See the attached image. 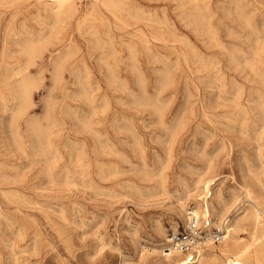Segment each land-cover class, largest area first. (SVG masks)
<instances>
[{"label": "rangeland", "instance_id": "obj_1", "mask_svg": "<svg viewBox=\"0 0 264 264\" xmlns=\"http://www.w3.org/2000/svg\"><path fill=\"white\" fill-rule=\"evenodd\" d=\"M17 1H0V264H157L141 249L160 244L157 221L167 229L185 222L174 210L184 184L209 174L231 197L243 157L264 170V0H125L121 18L77 0L78 11L56 25L45 0ZM26 39L38 42L34 58L22 51ZM24 74L34 80L32 104L13 121ZM30 120L47 131L43 152Z\"/></svg>", "mask_w": 264, "mask_h": 264}, {"label": "bare ground", "instance_id": "obj_2", "mask_svg": "<svg viewBox=\"0 0 264 264\" xmlns=\"http://www.w3.org/2000/svg\"><path fill=\"white\" fill-rule=\"evenodd\" d=\"M1 1V0H0ZM5 1V0H4ZM8 1V0H7ZM10 1V0H9ZM23 1V0H22ZM125 0H95L96 4L97 5H101L103 6L106 10H108L109 12H111L116 18H121V15L122 13L126 12V8H125ZM188 2H198V0H186ZM224 1V0H223ZM234 1V0H233ZM13 2V1H12ZM11 2V3H12ZM16 2H18L16 0ZM10 3V4H11ZM15 3V2H14ZM186 3V2H185ZM255 3V2H253ZM42 4H44V10L45 12H47V14L49 15V18L50 20H54V23L55 25L58 24V23H61L65 20L66 17L70 16V15H73L75 14L77 11H78V8H77V0H49V1H42ZM237 4V3H236ZM79 5V4H78ZM187 5V4H186ZM249 5V4H248ZM255 5V4H254ZM33 6V5H32ZM256 6V5H255ZM196 7L198 8V5L196 4ZM195 7V8H196ZM182 8V7H181ZM188 8V7H187ZM237 8V6H236ZM247 8V7H246ZM256 8V7H255ZM228 9V8H227ZM226 9V11H227ZM25 10V9H24ZM41 10V9H40ZM39 10V11H40ZM155 10V9H154ZM189 10V9H188ZM225 10V9H224ZM238 10V8H237ZM26 11V10H25ZM195 11V10H194ZM193 11V12H194ZM200 10H198L199 12ZM225 11V12H226ZM13 12V11H12ZM163 12V10H162ZM192 12V11H191ZM197 12V11H196ZM195 12V14H196ZM235 12V11H234ZM233 12V13H234ZM87 13V11H86ZM148 13V12H147ZM186 13V12H185ZM252 13V12H251ZM249 14V13H248ZM15 15V14H14ZM192 15V14H191ZM230 15V14H229ZM1 16V15H0ZM14 17V16H13ZM16 17V16H15ZM14 17V19H15ZM89 17V16H88ZM131 18V16H129ZM44 18V17H43ZM198 18V17H197ZM205 18V17H204ZM208 18V17H207ZM33 19V18H32ZM35 19V18H34ZM132 19V18H131ZM196 19V18H195ZM12 20V18H11ZM10 20V21H11ZM37 20V18L35 19ZM40 20V19H39ZM115 20V19H114ZM117 20V19H116ZM193 20V19H192ZM228 20V19H227ZM88 21V20H86ZM91 22V20H89ZM79 22V21H78ZM202 22V21H201ZM43 24V22H41ZM52 23V22H51ZM50 23V24H51ZM64 23V22H63ZM93 23V21H92ZM117 23V22H116ZM149 23V22H148ZM14 24V22H13ZM89 24V23H88ZM47 25V24H46ZM91 25V24H90ZM171 25V24H170ZM205 26V25H204ZM246 26L247 23H246ZM264 26V25H263ZM15 27V26H14ZM40 27V26H39ZM58 27V26H57ZM155 27V26H154ZM172 27V26H171ZM206 27V26H205ZM215 27V26H214ZM8 28V27H7ZM24 28V26H23ZM22 28V30H23ZM52 28V27H51ZM54 28V27H53ZM86 28V27H85ZM204 28V27H203ZM207 28V27H206ZM205 28V29H206ZM9 29V28H8ZM33 29V28H32ZM88 29V27H87ZM156 29V28H155ZM30 30V29H29ZM36 30V29H35ZM53 30V29H52ZM56 30V29H55ZM154 30V29H153ZM170 30V29H169ZM215 30V29H214ZM104 31V30H103ZM172 31V30H171ZM213 31V30H212ZM211 31V32H212ZM217 32V31H216ZM25 33H28L25 31ZM38 33V32H37ZM88 33V31H87ZM251 33V31H250ZM51 34V33H50ZM156 34V33H155ZM19 35V34H18ZM38 35V34H37ZM213 35V34H212ZM215 35L217 36V34L215 33ZM55 36V35H54ZM58 36H59V33H58ZM38 37V36H36ZM147 37V36H146ZM179 37V36H178ZM143 38V37H142ZM154 38V37H153ZM218 38V37H216ZM58 39V38H57ZM109 39V37H108ZM174 39V37H173ZM61 40V39H60ZM65 40V39H64ZM85 40V39H84ZM257 40V39H256ZM9 41V40H8ZM179 41V40H178ZM217 41V39H216ZM11 42V41H10ZM63 42V41H62ZM143 42V41H142ZM149 42V40H148ZM173 42V41H172ZM185 42V41H184ZM86 43V42H85ZM170 44V43H169ZM42 45V44H41ZM70 45V43H69ZM187 45V44H186ZM224 45V44H223ZM37 46H38V42L34 41L33 39H26L24 45L22 46V51L29 55L30 58H34L36 53H37ZM188 46V45H187ZM68 47V46H67ZM127 47V46H126ZM41 48V47H40ZM70 48H71V45H70ZM150 48V47H149ZM260 48V47H259ZM69 49V48H68ZM73 49V48H72ZM45 50V49H44ZM59 50V49H58ZM103 50V49H102ZM188 50V49H187ZM58 52V51H57ZM77 52V51H76ZM8 53H9V50H8ZM67 53V52H65ZM172 53V52H171ZM12 54V53H11ZM129 54H131L129 52ZM176 54V53H175ZM178 54V53H177ZM10 55V54H9ZM60 55V54H58ZM64 55V54H63ZM68 55V54H67ZM71 54L69 53V56ZM106 55H107V52H106ZM132 55V54H131ZM135 55V54H134ZM174 55V54H173ZM191 55V54H190ZM39 56H40V53H39ZM155 56H158L157 54ZM160 56V55H159ZM189 56V55H188ZM13 57V56H12ZM161 57V56H160ZM169 57V55H168ZM178 57V56H177ZM182 57V56H181ZM63 58V57H62ZM70 58V57H69ZM72 58V57H71ZM98 58V57H97ZM4 59V58H3ZM68 59V58H67ZM133 59V58H132ZM166 59V58H165ZM178 59V58H177ZM115 60V59H114ZM134 60L135 57H134ZM158 60V58H157ZM101 61V60H100ZM156 61V60H155ZM161 61V60H160ZM163 61V60H162ZM161 61V63H162ZM5 62V61H4ZM98 63V62H97ZM132 63V62H131ZM139 63V62H137ZM159 63V62H158ZM174 63V62H173ZM104 64V63H103ZM134 64V63H133ZM146 64V63H145ZM172 64V63H171ZM208 64V63H207ZM4 65V64H3ZM132 65V64H131ZM75 66V65H74ZM111 66V65H110ZM109 66V67H110ZM134 66V65H133ZM137 66V65H136ZM177 66V64H176ZM176 66H173V67H176ZM146 67V65H145ZM187 67V66H186ZM2 68V67H1ZM18 68V67H17ZM60 68V65L59 63L56 64V69L58 70ZM72 68V67H71ZM75 68V67H74ZM79 68V67H78ZM100 68V67H98ZM126 68V66H125ZM134 68V67H133ZM251 68V67H250ZM137 69V68H136ZM158 69V68H157ZM169 69V68H168ZM167 69V70H168ZM183 69V68H182ZM253 69V68H252ZM75 70V69H74ZM100 70V69H99ZM110 70V69H109ZM132 70V68H131ZM138 70V69H137ZM136 70V71H137ZM165 70V69H164ZM163 70V71H164ZM193 70V69H192ZM3 71V70H2ZM9 71V70H8ZM15 71V70H14ZM114 71V70H113ZM156 71V70H155ZM170 71V70H168ZM168 71H165L168 72ZM1 73V72H0ZM3 73V72H2ZM85 73V72H84ZM90 73V72H88ZM158 73V72H156ZM163 73V72H162ZM11 74V73H10ZM73 74V73H72ZM112 73H110V76H111ZM116 74V73H115ZM142 74V73H140ZM170 74V73H169ZM3 75V74H2ZM78 75V74H77ZM129 75V74H128ZM139 73H137V77H138ZM161 75V74H160ZM166 75V74H165ZM164 75V76H165ZM176 75V74H175ZM18 76V75H17ZM39 76V74H38ZM104 76V75H103ZM107 76V75H106ZM145 76V75H144ZM163 76V77H164ZM168 76V75H167ZM170 76V75H169ZM3 77V76H2ZM11 77V76H10ZM112 77V76H111ZM136 77V76H135ZM74 78V77H73ZM76 78V77H75ZM108 78V76H107ZM114 78V77H113ZM179 78V77H178ZM4 79V77H3ZM9 79V78H8ZM53 79V78H52ZM116 82V79L117 78H114ZM143 79V78H142ZM160 79V78H159ZM158 79V80H159ZM169 79V78H168ZM171 79V78H170ZM177 79V78H176ZM63 80V79H62ZM83 80H86L83 78ZM110 80V79H109ZM137 80V79H136ZM141 78L137 81H140ZM146 80V78H145ZM165 80V79H164ZM1 81V80H0ZM3 81V80H2ZM61 81V80H60ZM113 81V79H112ZM111 81V82H112ZM118 81V80H117ZM142 81V80H141ZM140 81V82H141ZM163 81V80H162ZM179 81V80H178ZM36 82V81H35ZM74 82V81H73ZM108 82V80H107ZM146 82V81H144ZM160 82V80H159ZM119 83V82H118ZM139 83V82H137ZM79 84V83H77ZM113 84V82H112ZM165 84V83H164ZM179 84V83H178ZM73 85V84H72ZM82 85V84H81ZM89 85V83H88ZM95 85V84H94ZM136 85V84H135ZM143 85H145V83H143ZM236 85V84H235ZM112 86V85H111ZM142 86V84H141ZM163 86V85H162ZM164 86H167V85H164ZM179 86V85H178ZM185 86V85H184ZM188 86V85H187ZM224 86V85H223ZM226 86V85H225ZM264 86V85H263ZM5 87V86H4ZM3 87V88H4ZM35 87V84H34V80L32 77H30L28 74H24L22 76V79L20 80V83H19V86L17 87L16 89V107L12 113V120L15 121V119H17L19 116L23 115L29 106H31L32 104V98H33V89ZM74 87V86H73ZM80 87V85H79ZM88 87V86H86ZM85 87V88H86ZM93 87V86H92ZM114 87V86H113ZM116 87V86H115ZM172 87V86H170ZM170 87H167L168 89ZM96 88V87H95ZM125 88V87H123ZM145 88V87H143ZM147 88V87H146ZM166 88V87H165ZM163 88V89H165ZM180 88V87H179ZM184 88V87H183ZM186 88V87H185ZM184 88V89H185ZM217 88H219V86H217ZM220 88H223L222 86ZM226 88V87H225ZM237 88V87H236ZM250 88V87H249ZM80 89V88H79ZM92 88H90L91 90ZM141 89V88H140ZM158 89V87H157ZM177 89V88H175ZM181 89V88H180ZM9 90V89H8ZM7 90V91H8ZM96 90V89H94ZM142 90V89H141ZM236 90V89H234ZM67 91H70V90H67ZM66 91V92H67ZM81 91V90H80ZM87 91V90H86ZM93 90H91L90 92H92ZM124 91V90H123ZM125 91L129 92L128 90H126L125 88ZM165 91L167 90H164V93ZM189 91V90H188ZM217 91V90H216ZM263 91V90H262ZM65 92V94H66ZM143 92V91H142ZM186 92V91H185ZM221 92V91H220ZM81 93V92H80ZM85 93V92H84ZM124 93V92H123ZM146 92H144L145 94ZM154 93V92H153ZM163 93V92H162ZM160 92V94H162ZM189 93V92H188ZM231 93V92H230ZM258 93V92H257ZM262 93V92H261ZM9 94V93H8ZM91 94V93H90ZM131 94V91L129 92V95ZM183 94V92H182ZM187 95V93H185ZM256 94V92H255ZM260 94V93H259ZM13 95V94H12ZM84 95V94H83ZM127 95V94H126ZM132 95V94H131ZM148 95V94H147ZM146 95V96H147ZM154 95V94H153ZM207 95V94H206ZM218 95V94H217ZM258 95V94H256ZM7 96V95H6ZM5 96V97H6ZM89 96V95H88ZM157 96V95H156ZM154 96V97H156ZM184 96V95H183ZM225 96H226V93H225ZM85 97V96H84ZM90 97V96H89ZM131 97V96H129ZM139 97V96H138ZM171 97V96H170ZM178 97V96H177ZM188 97V96H187ZM221 97V96H220ZM231 97V96H230ZM237 97V96H236ZM260 97V96H259ZM262 97V96H261ZM70 98V97H68ZM81 98V96L79 97ZM88 98V97H87ZM86 98V99H87ZM92 98V97H91ZM140 98V97H139ZM149 98V97H148ZM169 98V97H168ZM216 98V97H214ZM229 98V97H228ZM258 98V97H257ZM0 99H1V102H3V99H4V95L2 94V92H0ZM78 98H76L77 100ZM141 99V98H140ZM147 99V97H146ZM155 99V98H154ZM157 99V97H156ZM218 99H220L218 97ZM227 99V98H226ZM240 99V98H239ZM261 99V98H260ZM70 100V99H69ZM96 100V99H95ZM166 100V99H165ZM169 100V99H168ZM206 100V99H205ZM211 100V99H210ZM221 100V99H220ZM223 100V99H222ZM229 100V99H228ZM254 100V99H253ZM86 101V100H85ZM130 101V100H129ZM137 101V100H136ZM164 101V100H163ZM255 101V100H254ZM260 101V100H259ZM94 102V101H93ZM108 102V101H107ZM144 102V101H143ZM148 102V100H147ZM186 102V101H185ZM210 102V101H209ZM231 102V99L229 101V103ZM252 102V101H251ZM264 102V101H263ZM87 103V102H86ZM128 103V102H127ZM130 103V102H129ZM150 103V102H149ZM156 103V101H155ZM159 103V102H157ZM162 103V102H161ZM171 103V102H170ZM238 103V102H237ZM254 103V102H253ZM259 103V102H258ZM262 103V101H261ZM49 104V103H48ZM71 104V102H70ZM85 104V103H84ZM107 104V103H106ZM142 105V103H140ZM144 104V103H143ZM153 104V103H152ZM151 104V105H152ZM169 104V103H168ZM240 104V103H238ZM257 104V103H256ZM73 105V104H72ZM98 105V104H97ZM159 105V104H158ZM170 105V104H169ZM205 105V104H204ZM217 105V104H216ZM228 105V104H227ZM234 105V104H232ZM252 105V104H251ZM250 105V106H251ZM92 106V104H91ZM138 106V105H137ZM165 106V105H164ZM190 106V104H189ZM193 106V104H192ZM202 106V105H201ZM260 106H262V104H260ZM263 106H264V103H263ZM11 107V106H10ZM80 107V106H79ZM145 107V106H143ZM147 107V105H146ZM150 107V105H149ZM152 107V106H151ZM155 107V106H154ZM161 107V106H160ZM185 107V106H184ZM235 107H236V104H235ZM259 107V106H258ZM257 107V108H258ZM49 108V107H48ZM64 108V107H63ZM69 108V107H68ZM92 108V107H91ZM98 107L96 106V109ZM131 108V107H130ZM181 108V107H179ZM191 108V107H190ZM227 108V106H226ZM245 108V107H244ZM256 108V109H257ZM71 109V108H70ZM77 109V108H76ZM94 109V107H93ZM135 109H136V106H135ZM144 109V108H143ZM149 109V108H148ZM158 109V107H157ZM156 109V110H157ZM215 109V108H214ZM259 109V108H258ZM10 110V109H9ZM7 110V111H9ZM66 110V109H65ZM90 110V109H89ZM92 110V109H91ZM90 110V112H91ZM138 110H140L138 108ZM150 110V109H149ZM159 110V109H158ZM161 110V109H160ZM163 110V109H162ZM227 110V109H226ZM237 110V109H235ZM50 111V110H49ZM93 111V110H92ZM95 111V110H94ZM137 111V110H135ZM146 111V110H145ZM155 111V110H154ZM167 111V110H166ZM185 111V108L184 110L182 111V114L184 113ZM253 111V110H252ZM261 111V110H260ZM46 112V111H45ZM54 112V111H53ZM72 112V110H71ZM144 112V111H143ZM259 112V111H258ZM151 114V111L149 112ZM156 113V112H155ZM158 113V112H157ZM193 113V112H192ZM242 113V111H241ZM239 113V114H241ZM250 113V112H249ZM96 114V113H95ZM161 114V113H160ZM164 114H165V111H164ZM181 114V115H182ZM190 114V113H189ZM199 114V113H198ZM209 114V113H207ZM216 114V113H215ZM232 114V113H231ZM259 114H264V112H259ZM18 115V117L16 118L15 116ZM155 115V114H154ZM177 115V114H176ZM180 115V117H181ZM191 115V114H190ZM235 115V113H234ZM253 115V114H252ZM258 115V114H257ZM48 116V115H47ZM68 116V115H67ZM79 116V115H78ZM91 116V115H90ZM161 116V115H160ZM194 117V115H192ZM212 116V114H211ZM240 116V115H239ZM247 116V115H246ZM71 117V116H70ZM73 117V116H72ZM152 117V116H150ZM164 117V116H163ZM179 117V116H178ZM94 118V117H93ZM158 117L156 116V119ZM175 118V117H174ZM227 118V115L226 117ZM224 118V119H225ZM233 118V117H232ZM239 118V117H238ZM258 118V117H257ZM264 118V116H263ZM262 118V119H263ZM45 119V118H44ZM47 119V117H46ZM45 119V120H46ZM49 119V117H48ZM82 119V118H81ZM124 119V118H122ZM121 119V120H122ZM162 119V118H161ZM177 121V118H175ZM181 119V118H180ZM184 119V117H183ZM187 119V118H186ZM208 119V118H206ZM245 119V118H244ZM243 119V120H244ZM44 120V121H45ZM75 120V119H74ZM86 120V119H84ZM160 120V118H159ZM173 120V119H172ZM171 120V121H172ZM210 120V119H209ZM217 120V119H216ZM228 120V119H226ZM234 120V119H233ZM250 120V119H249ZM248 120V121H249ZM39 121V120H38ZM51 121V120H50ZM96 121V119H95ZM152 121V120H151ZM154 121V120H153ZM184 121V120H183ZM186 121V120H185ZM208 121V120H207ZM236 120H234V123H235ZM246 121V119H245ZM264 121V120H263ZM62 122V120H61ZM97 122V121H96ZM123 122V121H122ZM141 122V121H140ZM162 122V121H160ZM180 122V121H178ZM188 122V121H186ZM229 122V120H228ZM255 122V121H254ZM12 123V122H11ZM10 123V125H11ZM42 123V122H41ZM49 123V122H48ZM54 123V122H52ZM58 123V122H57ZM83 123V121H82ZM86 123V122H84ZM83 123V126L86 127V125H84ZM114 123V122H113ZM156 120H155V124H156ZM163 123V122H162ZM173 123V122H172ZM182 123V122H181ZM180 123V124H181ZM220 123V122H219ZM242 123V122H241ZM252 123V122H251ZM261 123V122H260ZM55 124V123H54ZM130 124V123H129ZM154 124V126H155ZM160 124V123H159ZM157 124V125H159ZM178 124V123H177ZM65 125V124H64ZM76 125V123H75ZM91 125V124H90ZM94 125V124H93ZM91 125V126H93ZM131 125V124H130ZM152 125V124H151ZM162 125V124H161ZM166 125V124H165ZM164 125V126H165ZM176 125V123H175ZM179 125V124H178ZM199 125V124H198ZM241 125V124H240ZM244 125V124H243ZM262 125V124H261ZM264 125V124H263ZM262 125V127H264ZM13 126V124H12ZM54 126V125H53ZM89 126V125H88ZM86 127L88 129H90L89 127ZM222 126V125H221ZM231 126V125H229ZM50 127V126H49ZM61 127V126H60ZM78 127V126H77ZM132 127V125H131ZM180 127V125H179ZM182 127V126H181ZM220 127V126H219ZM228 127V126H227ZM10 128V127H9ZM15 128H16V125H15ZM44 128V127H43ZM42 127H41V124H39L38 122H34V121H29V131L30 133L32 132L36 137H35V140L37 139V141L35 143H37V146L39 148V150H41L43 152L44 150V145H45V140H46V134H47V131L44 130ZM48 128V127H47ZM92 128V127H91ZM111 128V127H110ZM162 128V127H160ZM173 128V127H172ZM186 128V127H185ZM183 128V129H185ZM231 128V127H230ZM233 128V127H232ZM240 128V126H239ZM7 129V128H6ZM50 129V128H48ZM114 129V128H113ZM122 129V128H121ZM163 129V128H162ZM234 129V128H233ZM262 129V128H261ZM77 130V129H76ZM177 130H178V127H177ZM182 130V129H180ZM179 130V131H180ZM241 130V128H240ZM244 130V129H243ZM49 131V130H48ZM50 131L52 132V130L50 129ZM96 131V130H95ZM118 131V130H117ZM123 131V130H122ZM127 131V130H126ZM176 131V130H175ZM245 131V130H244ZM262 131V130H260ZM91 132V130H90ZM97 132V131H96ZM100 132V131H99ZM115 132V131H114ZM124 132V131H123ZM122 132V133H123ZM131 131L129 130V133ZM167 132V131H166ZM170 132V130L168 131ZM247 132V130L245 131ZM256 133V130L254 131ZM258 132V131H257ZM56 133V132H55ZM81 133V132H80ZM95 133V132H94ZM93 133V134H94ZM134 133V132H133ZM178 133V131H177ZM181 133V132H180ZM179 133V134H180ZM227 133V131H226ZM231 133V132H230ZM259 133V132H258ZM260 133H263V132H260ZM11 134V133H10ZM15 134V133H14ZM19 134V133H17ZM27 134V133H26ZM116 134V133H115ZM118 134V133H117ZM167 134V133H166ZM165 134V136H166ZM229 134V133H228ZM244 134V133H243ZM240 133V135H243ZM79 135V134H78ZM91 135V133L89 134ZM133 135V134H132ZM247 135V134H246ZM263 135V134H262ZM261 135V136H262ZM12 136V135H11ZM14 136V135H13ZM109 136V135H108ZM107 136V137H108ZM136 136V134L134 135ZM156 136V135H155ZM164 136V137H165ZM177 136V134H176ZM249 137V135H247ZM255 136V135H254ZM58 137V136H57ZM133 137V136H132ZM141 137V136H140ZM157 137V136H156ZM242 137V136H241ZM245 136H243L244 138ZM12 138V137H10ZM50 138V137H49ZM93 138V137H92ZM135 138V137H134ZM132 138V140L134 139ZM142 138V137H141ZM145 138V137H144ZM177 138V137H176ZM256 138V137H255ZM260 138V137H259ZM14 139V137H13ZM103 139V138H102ZM122 139V138H121ZM136 140V139H135ZM164 140V139H163ZM246 140V139H244ZM249 140V139H248ZM51 141V140H49ZM47 141V143L50 145V142ZM99 141V140H98ZM123 141V140H122ZM137 141V140H136ZM136 141L134 142V144L136 143ZM139 141V140H138ZM159 141V140H158ZM257 141V140H256ZM255 141V142H256ZM94 142V141H93ZM124 142V141H123ZM127 142V141H126ZM125 142V143H126ZM159 142H162L159 141ZM167 142V141H166ZM169 142V141H168ZM172 142V141H171ZM228 142V141H227ZM240 142V141H239ZM254 142V141H253ZM46 143V144H47ZM124 143V144H125ZM139 143V142H138ZM250 143V142H249ZM257 143V142H256ZM261 143V142H260ZM16 144V142H15ZM14 144V147L17 146ZM32 144V143H31ZM30 144V145H31ZM83 144V143H82ZM164 144V143H163ZM169 144V143H168ZM167 144V145H168ZM224 144V143H223ZM222 144V145H223ZM264 144V143H263ZM36 145V144H35ZM94 145V144H93ZM100 145V144H99ZM98 145V146H99ZM138 145V144H135V146ZM257 145V144H256ZM262 145V144H261ZM52 146H53V143H52ZM79 146V145H78ZM83 146V145H81ZM96 145H94L95 147ZM140 146V145H139ZM20 147V146H19ZM93 147V146H92ZM93 147V148H94ZM134 147V145H133ZM143 147V146H142ZM260 147V146H259ZM259 147H256L259 148ZM18 148V146L16 147ZM21 148V147H20ZM49 148V146H48ZM77 148V147H76ZM111 148V147H110ZM130 148V147H129ZM136 148V147H134ZM133 148V149H134ZM138 148V147H137ZM171 148V147H170ZM29 149V148H28ZM52 149V148H51ZM81 149V148H79ZM85 149V148H84ZM112 149V148H111ZM17 150V149H16ZM21 150V149H20ZM48 150V149H47ZM72 150V149H71ZM137 150V149H136ZM224 150V149H222ZM259 150V149H258ZM257 150V151H258ZM46 151V150H45ZM83 151V150H82ZM139 151V150H138ZM170 152H172L171 150H169ZM106 152H107V149H106ZM216 152V150H215ZM231 152V151H230ZM31 153V152H30ZM33 153V152H32ZM51 153V152H50ZM74 153V152H73ZM222 153V152H221ZM259 153V151H258ZM258 153H257V157L258 156ZM37 154V153H36ZM69 154V153H68ZM101 154V153H100ZM106 154V153H105ZM136 154H139L140 155V152L136 153ZM145 154V153H144ZM206 154V152H205ZM215 154V153H214ZM32 155V154H31ZM41 155V154H40ZM70 155V154H69ZM74 155V154H73ZM171 155V153H170ZM201 155V154H200ZM230 155V154H229ZM60 156V155H59ZM86 156V155H85ZM103 157V154L101 155ZM143 155H141L142 157ZM204 156V155H203ZM202 156V157H203ZM210 156V155H209ZM208 156V157H209ZM41 157H43L41 155ZM72 157V155H71ZM138 157V156H137ZM140 157V156H139ZM169 157V156H168ZM171 158L173 157L172 155L170 156ZM32 158V157H31ZM45 158V157H43ZM61 158V157H60ZM82 158V157H81ZM145 158V156H144ZM201 158V157H200ZM222 158V156H221ZM61 159H64V158H61ZM86 159V158H85ZM142 159V158H141ZM208 159V158H207ZM217 159V158H216ZM223 159V158H222ZM52 160V159H51ZM144 160V159H143ZM195 160V159H194ZM197 160H200L199 158ZM202 160V159H201ZM209 160V159H208ZM259 160V158H258ZM47 161V160H46ZM205 161V160H204ZM260 161V160H259ZM43 162V161H41ZM72 162V161H71ZM86 162V161H85ZM84 162V163H85ZM141 162V160H140ZM242 162L245 163V167L242 166V164L240 163V167L241 168H244L242 169V172H243V176H242V182L241 183H237V191L238 192H235L233 191L231 193V197H225L222 189L216 184V176L214 177H207V175L209 174H206V176L203 174L199 175L194 181H192V184H184L183 185V189H182V192L183 193H180L179 191H177V197L176 198V202H175V207H174V210L176 211V213L181 216L183 219L187 220V213H188V210L190 208L187 207V202L188 200H190V198H193L196 202V206L193 208L195 211V214L196 215H199V216H203L205 218H210V217H213L216 222H220V223H224L225 221H227V219H229V214L232 212V210L236 207H238L241 203L244 202V204L246 203L245 206H242L240 212H238L235 216H234V219H231V222H230V225H229V229H228V233L225 237V239L217 244V245H209L207 246L206 248H204L203 250H201L200 252V255H199V259L196 260V261H189L188 258L180 253V252H176V251H168L167 247L168 245L172 242V237L171 235L172 234H175V233H178L180 231V225L178 226L177 222H174L172 227L170 229H167L165 228L161 223H158L157 221V225H156V228H155V231H156V234L159 238V242L160 244L154 248V249H151L152 252H149V249H147L146 247L142 248L141 249V252H142V255L140 256L141 259L144 258V255H145V252H148L149 254H156L158 256V260H157V264H264V170H262L261 167L263 166H259L260 169L258 170H254L253 167L248 163L247 161V158L246 157H243L242 158ZM37 163V162H35ZM52 163V162H51ZM201 163V162H200ZM202 163H205V162H202ZM207 163V162H206ZM212 163V161H211ZM40 164V163H39ZM50 164V162H49ZM102 164V163H101ZM209 165V163H207ZM57 165V164H56ZM72 165V164H71ZM70 165V166H71ZM88 165V164H87ZM106 165V164H105ZM58 166V165H57ZM133 166V165H132ZM205 166L207 167V165L205 164ZM204 166V167H205ZM210 166V169H211V165ZM89 167V166H87ZM108 167V166H107ZM116 167V166H115ZM214 167V166H213ZM48 168V167H47ZM46 168V169H47ZM55 168V167H54ZM66 168H68L66 166ZM186 168V167H185ZM188 168V167H187ZM186 168V169H187ZM190 168V166H189ZM188 168V169H189ZM209 168V167H207ZM43 169V168H42ZM142 169V167H141ZM192 169V168H191ZM206 169V168H205ZM190 170V169H189ZM188 171V170H187ZM191 171V170H190ZM189 171V172H190ZM193 171V169H192ZM204 171V170H203ZM207 171V170H206ZM209 171V170H208ZM210 172V175L212 174L211 172L212 171H209ZM215 172V170H214ZM240 172V170H239ZM66 173V171H65ZM68 173V171H67ZM81 173V172H80ZM139 173V171H138ZM152 173V172H151ZM43 174V172H42ZM47 173H45L46 175ZM69 174V173H68ZM77 174V173H76ZM153 174V173H152ZM189 174V173H188ZM191 174V173H190ZM195 174V173H194ZM198 174V172H197ZM74 175V174H73ZM99 176V175H98ZM97 176V177H98ZM191 176V175H189ZM48 177V176H47ZM72 177V176H70ZM139 177V175H138ZM150 177H152L150 175ZM194 177V176H193ZM227 177V176H226ZM67 177H65L66 179ZM145 178V177H144ZM232 178V177H231ZM234 179V178H233ZM179 180V179H178ZM232 180V179H231ZM219 183V181H218ZM220 184V183H219ZM234 185V183H233ZM167 190V189H166ZM176 193V192H175ZM174 193V194H175ZM145 194V193H144ZM10 197V196H9ZM45 207V206H44ZM49 207V206H48ZM60 208V207H59ZM41 209V208H40ZM173 209V208H172ZM54 210V209H53ZM56 210V209H55ZM56 212V211H55ZM65 213V211H64ZM123 213V211H122ZM127 213V211H126ZM63 216V215H62ZM60 218V217H59ZM63 218V217H62ZM184 220V221H185ZM67 221V220H66ZM156 222V221H155ZM156 224V223H155ZM24 227V226H23ZM169 232H171V234H168ZM243 234H247L248 237L247 238H242V235ZM40 235V234H39ZM241 239V240H240ZM35 240V239H34ZM44 245V243H43ZM37 246V245H36ZM70 247V246H69ZM71 249V248H70ZM40 250V249H39ZM74 256V255H73Z\"/></svg>", "mask_w": 264, "mask_h": 264}, {"label": "built area", "instance_id": "obj_3", "mask_svg": "<svg viewBox=\"0 0 264 264\" xmlns=\"http://www.w3.org/2000/svg\"><path fill=\"white\" fill-rule=\"evenodd\" d=\"M194 211L193 208L188 210L187 220L181 225L178 233L171 235L172 242L167 247L168 251L184 254L189 261L198 260L201 250L207 246L221 243L230 225V218L220 223L213 217L196 215Z\"/></svg>", "mask_w": 264, "mask_h": 264}]
</instances>
